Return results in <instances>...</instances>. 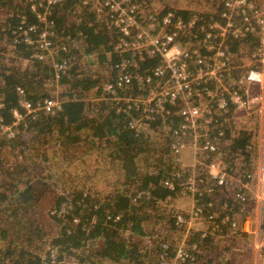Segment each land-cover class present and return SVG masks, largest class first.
<instances>
[{"label": "trees", "instance_id": "obj_1", "mask_svg": "<svg viewBox=\"0 0 264 264\" xmlns=\"http://www.w3.org/2000/svg\"><path fill=\"white\" fill-rule=\"evenodd\" d=\"M135 1L145 7L163 3L158 17H198L193 33L178 37L195 49L201 29L222 20L230 0H192L198 8L191 2L189 8H172L164 6L165 0ZM83 2L64 0L53 8V55L41 61L34 57L41 24L28 0H0V119L10 126L15 111L25 116L19 89L34 107L49 99L62 101L54 114L40 111L25 116L12 134L0 131V264H50L54 249L56 264H160L163 257L174 260L186 232L173 204L191 172L173 155L175 138L165 130L181 123L179 103L167 104L170 114L152 121L149 132L130 129L139 113L125 111L104 85L115 84L117 66L133 57L117 49L121 34L108 17ZM32 25L39 28L30 33L34 44L28 45L19 28ZM258 45V36L229 38L233 78L243 75L239 67L253 61ZM160 63L161 58L145 54L131 71L152 76ZM55 64L66 68L58 74ZM208 89L216 88L210 84ZM117 92L120 98L142 94L136 80ZM240 117L230 108L216 117L211 132V139L221 142L219 156L229 167L231 183L217 186L199 165L203 183L196 193L205 218L217 215L221 225L228 216L231 222L218 238L191 231L188 258L181 264H230V248H221L216 259L217 241L251 243L241 229L245 213L234 194L256 171L260 134L257 120ZM206 157L211 162L214 155ZM232 222L240 226L236 234L229 233Z\"/></svg>", "mask_w": 264, "mask_h": 264}, {"label": "built area", "instance_id": "obj_2", "mask_svg": "<svg viewBox=\"0 0 264 264\" xmlns=\"http://www.w3.org/2000/svg\"><path fill=\"white\" fill-rule=\"evenodd\" d=\"M63 1L28 0L32 10L36 12L41 27L32 25L25 28L26 17L23 16L21 24L24 26L19 29L28 45L34 44L30 33H35L38 28L41 30L36 42L38 52L34 55L35 59L42 61L53 55L50 38L54 34L50 16L53 8ZM83 4L86 6L93 4L99 16L108 17L111 26L121 34L117 49L120 53H129L133 57V60H123L117 66L118 78L115 84L104 85L105 92L112 99L124 104L125 111L139 113L131 120L130 129L141 134L149 132L152 121L158 116L165 117L170 114L167 104L176 106L179 103L178 115L181 123L177 128L167 127L165 130L175 138L172 143L173 155L177 157L181 166L188 167L191 172L183 194L191 196L189 200L192 209L189 213L185 212L188 218H184V214L178 211L177 222L185 226L186 232L182 235V242L180 241L174 260L163 257L160 264H181L188 258L187 245L193 222L203 221L207 226V229L201 232L203 237L222 236L224 232L222 226L231 222L228 216L221 225L215 222L217 215L205 218L202 208L197 204L196 196L200 183H203L199 177V165L205 167L217 186H226L233 179L227 163L219 156L221 142L211 139L216 117L229 112L230 108L236 114L243 115L240 118L250 119L258 114L260 116L258 128L262 130H260L262 141L261 147L259 146L257 168L253 175L247 177L249 182L242 185L241 192H236L234 196L241 202L244 212L245 208H249L247 205L251 206L254 197L259 218L257 217L254 228L248 227L247 230L254 236L253 258L250 264H264V0L228 1L225 4L226 11L221 14L222 20L211 22L201 29L203 38L195 49L182 44L178 37L193 33L199 23L196 16L188 21L175 18L172 13L158 17L159 13L147 11L148 7L135 0H84ZM247 35L258 36L259 45L253 53V61L239 67L244 70L243 75L233 78L230 75L232 59L227 43L229 38L239 39ZM201 49L207 53L206 58L201 54ZM145 54L161 58V63L153 70L152 76L142 77L131 70L137 68L138 61L142 60ZM65 68V64H55L58 74ZM134 80L142 94L138 97L120 98L117 90L129 87ZM210 84L216 89H208ZM253 87H259L262 92L258 110L253 109L251 105L250 91ZM18 93L25 116L35 115L40 111L54 114L62 107V101L59 99H49L42 105L34 107L26 100L22 89H19ZM25 116L15 111V121L10 126L5 125L0 119L1 133H10ZM188 150L193 153V162L190 166L185 164V154ZM207 154L214 155L211 162H207V157L205 158ZM169 187L174 189L173 184ZM237 230V222H232L229 233L236 234ZM50 254V264H56L58 250H51ZM232 263L230 260V264ZM224 264H228L227 260Z\"/></svg>", "mask_w": 264, "mask_h": 264}, {"label": "rangeland", "instance_id": "obj_3", "mask_svg": "<svg viewBox=\"0 0 264 264\" xmlns=\"http://www.w3.org/2000/svg\"><path fill=\"white\" fill-rule=\"evenodd\" d=\"M190 2L194 3L192 0H165L164 1V6L167 5V7H172V8H174V7L175 8H184L186 6V8H187L191 4ZM196 3H194V5H196ZM161 4H163V3H161ZM161 4L158 1L152 2V4L147 8V11L155 13V14L160 13L161 10H162V7H160ZM196 6H195V8L199 7V6H197V7ZM250 96H252V98H251L252 108L255 109V110L256 109L258 110L259 107H260V104H261L260 97L262 96V92H261L260 88L259 87H253L251 89V91H250ZM253 119L257 120L256 124L259 126V122H261L259 114L258 115H254L251 118V120H253ZM244 120H249V118L246 117V118H244ZM260 130L261 129H259V134H260V136H259V146L261 147V141L262 140L260 138H261V135H262V133H261L262 130L261 131ZM263 135H264V133H263ZM186 154L189 157L185 158V164L192 163V160L190 159L192 157V155H193L192 151L188 150V152H186ZM190 197L191 196H189V195L185 196V195L182 194V195L178 196L175 199V202H174L173 205H174L175 209L177 210V212L180 211L181 213H185V212L189 213L191 211L192 206H191V201L189 200ZM253 203H255V200H254V202L252 201L251 206L247 205V207L249 206V208H246V211L250 210V212H251V207L254 205ZM247 214H249V212H247ZM252 215H254V212H252ZM246 219L247 218H245L244 220L246 221ZM252 221H254L253 218H252ZM188 228H189V225H188ZM246 228L248 230L247 226H246ZM206 229H207V226L204 224L203 221H196V222H193L191 231L195 230L197 232H203ZM251 230H252V228H251ZM245 233L249 234L248 231H245ZM176 238H178V236H176ZM246 238L251 242V244L253 246L254 245L253 244L254 236L253 235L251 236V234H249V237H246ZM244 256H245V258H248V256H246V253H244Z\"/></svg>", "mask_w": 264, "mask_h": 264}, {"label": "crops", "instance_id": "obj_4", "mask_svg": "<svg viewBox=\"0 0 264 264\" xmlns=\"http://www.w3.org/2000/svg\"><path fill=\"white\" fill-rule=\"evenodd\" d=\"M190 159L193 162V157H191ZM187 166H190V163H188ZM230 183H231V181H230ZM252 201L254 202V197H252ZM253 204L254 205L251 207V212H250V210L245 211L244 212L245 217L243 218V220L240 221L241 229L243 228L244 233H245V231H247L246 226L254 228L257 217L259 218V215L257 212V206L255 205V203H253ZM245 210H246V208H245ZM247 212H249L250 215L247 214ZM252 212H254V215H252ZM245 218H247L246 221L244 220ZM252 218L254 221H252ZM239 228H240V226L238 225V230H239ZM249 234H246V235L249 236ZM233 240H234L233 242H229L228 244H224L223 242L217 241V244H219L218 248H220V249H217V251L215 252L216 259L218 258V256H216V255H218L222 251L221 248H230V251H229L230 256L226 257L227 259H229V261L232 260L233 263L236 262V264H248V263L250 264V262L253 258V252H252L253 246H252V244L248 243L245 240H242L240 238H234ZM247 241H249V240L247 239ZM244 253H246V256H248V258H245Z\"/></svg>", "mask_w": 264, "mask_h": 264}]
</instances>
